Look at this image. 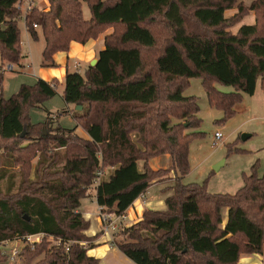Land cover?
Here are the masks:
<instances>
[{"label":"trees","instance_id":"obj_1","mask_svg":"<svg viewBox=\"0 0 264 264\" xmlns=\"http://www.w3.org/2000/svg\"><path fill=\"white\" fill-rule=\"evenodd\" d=\"M19 1L0 0V149L7 153L0 183L9 182L0 196V264L3 243L34 235L54 238L58 248L46 250L45 241L26 247L29 260L46 252L41 264H99L89 251L104 231L89 236L92 221L80 211L92 187L101 213L121 217L172 172L165 209H145L139 222L113 234V246L134 264L264 260V174L257 175V164L234 194L210 193L207 181L183 183L191 170L190 145L204 136L187 133L202 125L199 99L184 96L190 81L202 80L209 105L224 114L219 123L236 114L258 83L264 94V0L250 7L239 0H48L35 8L26 29L36 40L42 33L44 68L57 67L55 55L68 53L73 42L87 45L114 28L94 67L65 76L62 98L88 138L31 121L30 112L46 110L57 95L58 79H39L4 98L2 66L24 58ZM250 11L255 24L234 33L232 26ZM229 152L243 151L229 146ZM163 156L170 166L153 169L150 161ZM15 166L20 171H8Z\"/></svg>","mask_w":264,"mask_h":264},{"label":"rangeland","instance_id":"obj_2","mask_svg":"<svg viewBox=\"0 0 264 264\" xmlns=\"http://www.w3.org/2000/svg\"><path fill=\"white\" fill-rule=\"evenodd\" d=\"M255 1L257 0H239L238 3L242 2L247 7H250ZM38 7L45 8L47 7V4L42 2ZM237 11V8L228 10L226 11V16L232 18ZM84 12L85 16L88 18L89 10L86 6ZM21 17L22 11L19 19H21ZM254 18V12L250 11L241 21L232 26V30L235 31L242 24H249ZM25 23L24 20H19L21 47L23 52L22 56H24V58H21L19 64L5 63L2 66L4 74L3 95L5 99H9L16 94L22 85H35L39 79L47 80V78H50L52 73L51 69H45L42 66V51L44 48L42 33L39 32L38 40L34 39L31 34L28 33ZM113 31L114 28H109L102 35L111 34ZM88 45L90 46H87V49L92 50L91 52H94L95 54L100 50L99 43L95 45L94 42H91ZM92 61L88 63L91 64ZM72 64L73 62L70 61L69 66L71 69H73ZM1 65L2 61L0 57V66ZM9 65L12 66V70H9ZM86 66L87 63L82 66V69ZM50 80H52V78ZM63 89L64 83L63 85L59 84L57 95L45 103L46 110H32L30 112L31 121L33 123L47 121L51 128L60 125L66 129H76V133L79 136L88 137L87 133L77 126L76 121L71 115L70 110L73 109V106H68L64 102L61 96ZM219 89L225 93L233 91L230 87L219 86ZM184 96H196L199 99L200 112L198 116L202 119V125L200 128L190 129L187 133H203L204 136L195 139L190 145L189 160L191 170L189 174L183 178V183L202 184L207 181V187L210 193L234 194L243 186V176L245 174H250L254 165L257 164V175L262 176L264 174V95L262 92L259 90L258 94L254 97L246 96L243 99V102L239 105V109L237 110L236 108V114L224 123H219V120L224 115L223 112L214 109L209 105L201 79H192L189 87L184 92ZM48 115L50 116L49 119H47ZM217 132L222 135V138L219 140L215 138ZM45 134L47 135V132H45ZM245 134L251 135V138L244 140L243 136ZM26 144L27 143L24 142L23 144H19V146ZM229 146L231 149H241L243 152L231 153L229 152ZM0 147H3V144H0ZM6 155L7 153L1 148L0 168L4 166V163L2 162L6 158ZM36 163L37 159L33 160L30 174L32 179L34 178V167ZM152 165L153 168L156 169L161 163L156 160ZM217 167H219L218 171ZM8 171L17 173V171H20V168L15 166L14 168H10V170L8 169ZM173 177L174 174L170 173L168 179L164 180L165 184H162L161 186L162 189H165L164 193L165 191L168 192L171 190L170 187L174 183ZM19 181L20 178L17 176L16 186H18ZM8 183L7 180L0 183V191L2 192V195L0 196L4 195L3 193L6 191ZM155 191H159L158 188H154L151 193L153 194ZM91 192L92 195L90 194V197L82 200L80 211H89L94 215V218H100L101 211L98 210L95 200L93 199L96 191L95 189H91ZM224 215H227V210L224 211ZM118 231L119 229L112 232L116 233ZM44 241L48 243L46 250H54L58 248V241L54 238L45 236L34 238L32 244H27V242H17L20 254L15 261H11L10 259V247L14 246L15 242H10L9 246L1 245L2 254L6 257L2 264H41L46 257V252L29 260L24 254V249L26 247L33 248L34 245H40ZM111 262H117V260L113 258Z\"/></svg>","mask_w":264,"mask_h":264},{"label":"crops","instance_id":"obj_3","mask_svg":"<svg viewBox=\"0 0 264 264\" xmlns=\"http://www.w3.org/2000/svg\"><path fill=\"white\" fill-rule=\"evenodd\" d=\"M253 24H255V18L247 25H253ZM241 26H239L235 31H233V30L232 31L234 33H236ZM107 35H109V34L102 35L101 37H99V39L97 41L94 42L95 45L97 43L100 44V50L97 52V54H95L94 52H91L92 50L87 49V46H90V45H88V44L83 45V44L73 42L71 44V48H70V51L68 53H58L57 55H55V61H56L58 66L55 68H50V67L45 68V69H51V72H52L50 78H47V80H45V81L50 82L51 78H52V80L58 79L59 84L63 85V83L65 82V76H66L67 72L79 71L80 73H84V71L86 70L88 65H90L88 62H90L94 59H97L98 53L100 51H102L103 49H105V37ZM27 55H29V54H27ZM70 61L73 62V64H72L73 69H71L69 66ZM86 63H87V66L84 69H82V66L85 65ZM258 85H257V89H256L255 94L253 96H250V97L256 96L258 94L259 90L263 94L260 83H258ZM217 87L219 88V86H217ZM61 96H62V93H61ZM246 96H248V95H245L244 98ZM239 105L237 106V110L239 109ZM81 137L88 138L86 136H81ZM249 138H251V135L249 136ZM249 138H247V139H249ZM156 160L158 162H160L162 166L160 165L159 167H157L155 169V168H153L152 164ZM150 166L155 170H158L161 168H168L170 166V158H169V156H163V157H159L156 159H152L150 161ZM162 184H165V181L154 183L149 188L148 192L145 195H143L142 197H140L137 201H135L133 206L127 210V212L125 214V220L119 221V224L122 225V227H124V226H131V225L139 222L140 219L142 218V215H143V212L145 209H153V210L165 209V207H166L165 206V200L167 197L172 195L173 191L169 190L168 192L165 191V193H164L165 189H162V187H161ZM154 188H158L159 191H155V193L152 194L151 191ZM92 189H94V187H92ZM159 192H161V193H159ZM90 194L92 195V192ZM93 199L95 200V203L98 207V210H100V207L98 206L97 201H96V197H94ZM81 212L84 214V216L86 218L91 219V221H92V228L87 232V234L89 236H95L98 232L103 230V226L100 222L99 217L94 218V215L89 211H81ZM226 222H227V218L225 216L223 226L226 224ZM103 233L104 234L96 240V242H95L96 247L89 251V255L93 256L95 258H98L100 260L99 264H119V263H121V264H134L125 255H123L119 251V249H117L115 246H113L112 240H113V234L114 233L113 232H110L108 234H106L105 232H103ZM113 258L116 259L117 262H111ZM240 264H264V260H263V257L260 255H249V256L241 257Z\"/></svg>","mask_w":264,"mask_h":264},{"label":"built area","instance_id":"obj_4","mask_svg":"<svg viewBox=\"0 0 264 264\" xmlns=\"http://www.w3.org/2000/svg\"><path fill=\"white\" fill-rule=\"evenodd\" d=\"M46 3L48 6V0H20L18 2V8L20 9V11H22V17L21 19L24 20L26 22V17L27 15L32 12L35 8L38 7V5L40 3ZM21 19H19L21 21ZM26 24V23H25ZM34 27H37V25H35ZM9 70H12V66L9 65L8 66ZM215 138L217 140L222 138L221 133L217 132L215 134ZM102 176V172H98V176L95 182V185L97 186L100 182ZM101 211V209H100ZM125 220V215L121 216V217H114L108 214H103L101 213V217H100V222L103 226V231L108 234L112 231H116V230H121L123 227L122 225L119 224V221H124ZM39 236H43V235H34V236H28L26 238H24L23 240L20 241H13L15 242V245L10 247V259L11 261H15L17 259V257L20 254V249H19V245L17 244V242H27V244H32L33 239ZM10 242H5L2 244V246H9Z\"/></svg>","mask_w":264,"mask_h":264},{"label":"water","instance_id":"obj_5","mask_svg":"<svg viewBox=\"0 0 264 264\" xmlns=\"http://www.w3.org/2000/svg\"><path fill=\"white\" fill-rule=\"evenodd\" d=\"M97 62H98V60L97 59H94L92 62H91V64H90V66H92V67H94L96 64H97ZM77 110H82V107H77L76 108ZM24 136V134H22V137ZM249 136L250 135H248V134H245L243 137H244V140H246L247 138H249ZM219 170V167H217V171Z\"/></svg>","mask_w":264,"mask_h":264}]
</instances>
